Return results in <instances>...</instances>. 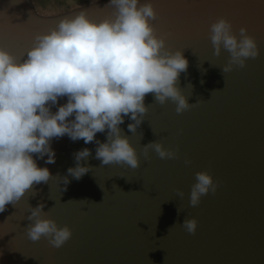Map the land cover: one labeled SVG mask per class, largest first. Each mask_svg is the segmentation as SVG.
<instances>
[{"label": "water", "instance_id": "water-1", "mask_svg": "<svg viewBox=\"0 0 264 264\" xmlns=\"http://www.w3.org/2000/svg\"><path fill=\"white\" fill-rule=\"evenodd\" d=\"M149 2L158 14L151 21L157 35L188 60L178 87L188 103L205 102L177 114L174 102L161 106L148 94L149 111L137 131L128 130L133 123L128 117L120 125L140 157L137 169L101 166L95 141L54 138L55 163L34 154L39 167L63 178L76 166L74 153L88 148L91 155L81 163L91 170L79 180L68 176L67 185L59 177L34 185L35 195L26 193L0 212V264H264V0H139ZM108 3L0 0V47L22 58L37 34L65 17L80 11L97 21L112 17ZM220 17L231 21L237 36L246 27L260 49L256 59L225 79L220 67L229 53L222 49L214 56L209 39V26ZM65 103L67 98H60L51 111ZM106 139V132L97 133L96 140ZM152 141L178 148L179 158L162 160L152 151L146 161L143 146ZM186 158L191 165L184 164ZM199 171H208L219 187L191 207ZM38 204L48 218L72 230L59 249L46 238L33 242L27 237L29 206ZM185 218L198 221L195 234L179 223L170 228Z\"/></svg>", "mask_w": 264, "mask_h": 264}, {"label": "clouds", "instance_id": "clouds-1", "mask_svg": "<svg viewBox=\"0 0 264 264\" xmlns=\"http://www.w3.org/2000/svg\"><path fill=\"white\" fill-rule=\"evenodd\" d=\"M108 6L114 14L103 20L91 19L86 11L61 19L55 28L37 34L22 58L0 47V212L9 204L15 206L26 193L35 195L34 185L59 177L52 176L47 167H39L34 159V154L39 159L47 156L46 164L55 163L54 138L67 135L85 144L95 141V158L101 166L137 169L140 157L120 125L128 117L133 121L128 130L132 134L137 131L149 111L150 105L144 102L148 94L161 106L174 102L177 114L205 102L188 103L178 87L188 60L182 50L167 49L165 38L157 35L151 21L158 14L151 2L109 0ZM209 39L214 56L219 57L222 49L229 53L228 62L220 67L224 79L226 73L243 69L247 60L260 55L247 28L241 27L237 36L225 17L210 24ZM63 97L67 103L53 113L51 107ZM105 132L106 142L96 140L97 133ZM152 151L162 160L179 158L178 148L152 141L143 146L146 161ZM90 155L88 148L74 153L76 166L59 177L65 185L68 176L79 180L91 170L81 163ZM191 163L184 160L186 166ZM195 181L189 197L191 207L198 206L203 196L214 195L219 187L208 171L195 173ZM177 194L184 195L180 190ZM43 209V204L29 206L27 237L33 242L46 238L59 249L71 239L72 230L59 226ZM180 212L177 208L178 215ZM177 223L189 234H195L198 227L195 218H185L170 228Z\"/></svg>", "mask_w": 264, "mask_h": 264}, {"label": "snow or ice", "instance_id": "snow-or-ice-1", "mask_svg": "<svg viewBox=\"0 0 264 264\" xmlns=\"http://www.w3.org/2000/svg\"><path fill=\"white\" fill-rule=\"evenodd\" d=\"M193 3H195V0H192Z\"/></svg>", "mask_w": 264, "mask_h": 264}]
</instances>
